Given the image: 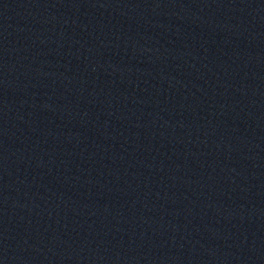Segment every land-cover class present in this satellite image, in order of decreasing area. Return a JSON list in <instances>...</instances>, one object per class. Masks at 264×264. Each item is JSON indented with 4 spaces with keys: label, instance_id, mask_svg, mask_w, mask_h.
Returning <instances> with one entry per match:
<instances>
[{
    "label": "water",
    "instance_id": "water-1",
    "mask_svg": "<svg viewBox=\"0 0 264 264\" xmlns=\"http://www.w3.org/2000/svg\"><path fill=\"white\" fill-rule=\"evenodd\" d=\"M0 264H264V0H0Z\"/></svg>",
    "mask_w": 264,
    "mask_h": 264
}]
</instances>
